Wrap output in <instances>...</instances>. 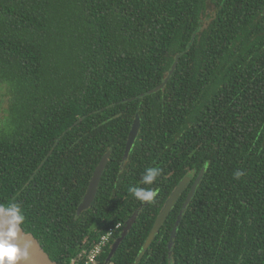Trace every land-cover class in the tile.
<instances>
[{"label":"trees","instance_id":"1","mask_svg":"<svg viewBox=\"0 0 264 264\" xmlns=\"http://www.w3.org/2000/svg\"><path fill=\"white\" fill-rule=\"evenodd\" d=\"M186 176L139 264H264V0H0V206L57 264H135Z\"/></svg>","mask_w":264,"mask_h":264},{"label":"water","instance_id":"2","mask_svg":"<svg viewBox=\"0 0 264 264\" xmlns=\"http://www.w3.org/2000/svg\"><path fill=\"white\" fill-rule=\"evenodd\" d=\"M177 64L175 63L170 75L174 72ZM170 76H168L165 81L159 85L157 88L153 89L155 91L159 88H163L167 83ZM141 127L140 117L136 116L132 128L129 132L128 140L125 148V158L130 154L132 147L138 137ZM111 153H106L98 165L96 166L93 176L89 182L86 193L78 206L77 212L81 214L84 210L90 208L94 202L98 188L104 173V170L108 164ZM205 172V167H203L196 177L192 188L184 202V205L178 215V218L174 224L172 234L169 240L168 247L171 249L174 244V238L176 237L178 227L181 223L184 210L187 208L189 202L193 198ZM192 181L191 176H186L180 181L175 190L171 193L170 197L165 203V206L159 213L155 220V223L146 239L144 250L141 252L136 260L135 264H139L143 258L145 252L149 249L150 245L153 243L156 235L161 230L163 224L167 220L172 208L175 206L180 196L184 193L187 186ZM136 221V213L126 222L123 231L119 237L115 240L107 261H110L120 244L124 241L129 231L131 230L133 224ZM0 264H57V262L52 259L46 249L43 247L41 241L35 237L33 233L26 232L19 222L15 219L13 214L5 207L0 206Z\"/></svg>","mask_w":264,"mask_h":264},{"label":"built area","instance_id":"3","mask_svg":"<svg viewBox=\"0 0 264 264\" xmlns=\"http://www.w3.org/2000/svg\"><path fill=\"white\" fill-rule=\"evenodd\" d=\"M122 226L121 223L117 224L115 227L110 228V230L103 234L98 242L94 245V247L88 253V264L96 263L97 257L103 251L104 247L111 241V238L114 236L115 232L120 229Z\"/></svg>","mask_w":264,"mask_h":264},{"label":"flooded vegetation","instance_id":"4","mask_svg":"<svg viewBox=\"0 0 264 264\" xmlns=\"http://www.w3.org/2000/svg\"><path fill=\"white\" fill-rule=\"evenodd\" d=\"M93 173H94V172H93ZM92 176H93V174H92ZM91 178H92V177H91ZM191 182H192V181H191ZM191 182H190V184H191ZM190 184H189V185H190ZM189 185H188V186H189Z\"/></svg>","mask_w":264,"mask_h":264}]
</instances>
